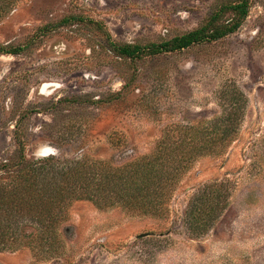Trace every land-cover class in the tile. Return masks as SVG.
<instances>
[{"label": "rangeland", "instance_id": "obj_1", "mask_svg": "<svg viewBox=\"0 0 264 264\" xmlns=\"http://www.w3.org/2000/svg\"><path fill=\"white\" fill-rule=\"evenodd\" d=\"M234 1L0 0V48L24 49L0 54V164L21 137L29 161L117 167L213 137L210 123L241 107L234 141L187 162L160 210L67 202L55 228L22 223L0 264H264V0L217 42L135 61L109 46L185 35ZM213 183L219 218L190 225L191 200ZM51 232L56 246L36 242Z\"/></svg>", "mask_w": 264, "mask_h": 264}, {"label": "trees", "instance_id": "obj_2", "mask_svg": "<svg viewBox=\"0 0 264 264\" xmlns=\"http://www.w3.org/2000/svg\"><path fill=\"white\" fill-rule=\"evenodd\" d=\"M251 1L230 2L196 30L162 43L141 46L110 42L109 46L120 58L135 61L217 42L242 27ZM226 13H231V17L223 21ZM23 50L0 48V54L18 55ZM235 101L240 103V98H235L233 103ZM230 106L227 113L210 123L213 137H194L191 144L185 137L171 151L162 147L154 155L117 167L88 163L84 159L29 161L25 156V141L16 137L15 157L0 164V172L6 177L0 183V248L22 241V223L30 220L49 222L50 227L55 228L62 215V206L74 200L86 199L100 208L121 205L142 212L160 210L168 202L170 187L178 181L187 162L205 153H222L234 141L240 128L241 107L237 103ZM222 188L221 183H213L198 191L186 211L190 225L207 216L210 226L219 218L223 210ZM56 237L55 232H51L36 242L50 248L56 246Z\"/></svg>", "mask_w": 264, "mask_h": 264}]
</instances>
